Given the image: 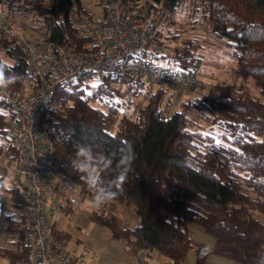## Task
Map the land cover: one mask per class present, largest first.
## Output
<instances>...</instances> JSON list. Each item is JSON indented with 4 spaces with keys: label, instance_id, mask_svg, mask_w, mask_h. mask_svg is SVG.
Returning <instances> with one entry per match:
<instances>
[{
    "label": "trees",
    "instance_id": "1",
    "mask_svg": "<svg viewBox=\"0 0 264 264\" xmlns=\"http://www.w3.org/2000/svg\"><path fill=\"white\" fill-rule=\"evenodd\" d=\"M158 1L125 0L147 6ZM162 1L163 14L149 41L170 50L145 44L141 55L198 70L202 46L185 31L198 29V19L191 17L193 24L186 29H173L185 0ZM191 1L209 22L212 37L231 47L243 81L215 75L212 82L187 88L191 96L179 99L178 109L171 111L173 92L162 86L139 102L141 77L87 70L54 84L41 119L52 135L58 173L83 198L96 200L92 220L107 227L112 238H123L127 253L144 257V264L155 254L164 256L158 264H179L191 248V264H206L209 253L258 264L264 255V220L254 215L264 216V0ZM86 5V0H0L7 22L20 33L92 52L100 47L97 38L79 34L81 16L93 13ZM171 41L176 43L170 46ZM0 60L9 87L24 89L31 83L26 55L14 41L0 39ZM189 109L198 120L188 115ZM9 111L0 99V189H7L8 163L17 154L5 129ZM58 195L57 210L71 209V201L62 202L65 195ZM122 206L138 216L136 226L124 224ZM0 216L6 243L14 246L0 247V255L10 264L22 263L27 250L23 218L3 206ZM191 224L211 235L213 244L194 239ZM55 234L66 242L63 232Z\"/></svg>",
    "mask_w": 264,
    "mask_h": 264
},
{
    "label": "built area",
    "instance_id": "2",
    "mask_svg": "<svg viewBox=\"0 0 264 264\" xmlns=\"http://www.w3.org/2000/svg\"><path fill=\"white\" fill-rule=\"evenodd\" d=\"M100 1L102 11L98 15H83L78 21L79 34L97 38L100 47L92 52H79L68 45L20 33L0 10V39L14 41L26 55L32 80L24 89L11 88L4 79L0 83V99L10 106L5 129L17 148L15 159L8 164L27 246L25 261L16 264H80L85 260L83 253L56 236L51 217L57 211L58 192L76 191L56 169L52 135L41 119L54 84L87 70L129 74L143 79L141 94L146 98L161 85L185 90L198 83V70L159 65L141 55L145 44L165 50L163 45L149 41L155 22L163 14L162 0L152 6L125 0ZM177 95L174 99L179 98ZM136 260L144 264V257Z\"/></svg>",
    "mask_w": 264,
    "mask_h": 264
},
{
    "label": "crops",
    "instance_id": "3",
    "mask_svg": "<svg viewBox=\"0 0 264 264\" xmlns=\"http://www.w3.org/2000/svg\"><path fill=\"white\" fill-rule=\"evenodd\" d=\"M153 58L158 60L163 57H151L152 60ZM206 63L207 62L202 59V62L198 67L199 73L201 71V67L206 66ZM218 71L221 70H215V68H211V71L207 72L206 75L202 77V79L207 81H203L200 79V83L208 82V80H210L211 78L213 79L215 75H219ZM60 193H63L66 197L62 199V202H65L66 199H69L71 201V209H58L57 211L53 212L51 214L52 221L54 223L55 230L64 233L67 245L77 252H81L85 255V260L80 264H137L136 258L126 252L125 240L123 238H112L107 227L92 220L90 216L91 213L99 208L98 203L95 199L83 198L81 194L77 195L76 198L71 199L68 194L69 192L60 191ZM16 199L17 194L15 198L8 197V195L3 194L2 189H0V206H3L5 211H15L18 213L19 204L16 202ZM59 200H61V198L57 197V202H59ZM120 211L122 212L124 218V224L129 225L130 227H134L138 224V216L131 208L122 206L120 207ZM190 229L191 235L192 233L194 234L193 230L198 232L197 237L195 238H197L199 241L205 242L210 245L213 244L214 238L211 235L207 234L203 229L197 228L193 226V224L190 225ZM0 247L14 248L13 245L6 243L4 220L1 216ZM3 257L4 256L0 255V264L5 263ZM151 257V264H158V262L161 261L160 256L157 254ZM194 260L195 252L190 248L187 250L184 264H191L194 262ZM205 263L239 264L228 258L213 253H209L207 255ZM146 264L149 263L146 262Z\"/></svg>",
    "mask_w": 264,
    "mask_h": 264
},
{
    "label": "rangeland",
    "instance_id": "4",
    "mask_svg": "<svg viewBox=\"0 0 264 264\" xmlns=\"http://www.w3.org/2000/svg\"><path fill=\"white\" fill-rule=\"evenodd\" d=\"M86 3H87L86 6H88L90 9H92V11H93L92 15L93 16L98 15L101 12L102 3L100 0H86ZM194 3H195V1L194 2H192V1L190 2V0L184 1L183 7L178 11L177 14L174 15L176 25L174 24V26H171V27H173V29L175 27H179L182 29L185 27V29H186L188 27V24L193 22V21H191V17H193L192 20H194V17L197 18L198 19V20L196 19L197 23H200L199 28L196 30L191 29V28L190 29L187 28V30H185L188 33H194V35H196V37L199 39V42L202 46L199 49V54L202 57V59L205 62H207L206 66L201 67L200 73L197 72L198 83H200V79L203 81H207V80L202 79V77L205 76L207 72H210L211 68H215V70H221V71H218V74L220 77L227 74V76H228L227 80L228 81H236V82L243 81L242 74L234 69L235 63H234V57L232 55L231 47L229 45L225 44L223 38H219V37L213 38L212 37V35L208 31L209 22L203 18L202 14H201V9H199V10L194 9V7L196 6V4L194 6ZM25 21L28 22L29 20L27 19ZM17 28L20 30L23 29L29 35L35 33V32H31L30 29L27 27L25 28L23 26L22 27L18 26ZM34 35H36V34H34ZM175 43L176 42L171 41L168 44L170 46H172ZM161 45L164 46L165 52H168L170 50V48L167 47V44H161ZM152 61L154 63L159 64V65H168L166 58H161L158 60L153 58ZM171 66L176 67L175 64H171ZM212 81H214L212 78L210 80H208V82H212ZM246 83L254 90V85L252 83L251 77H248V79H246ZM161 86L164 87V89L166 90L167 93H169L170 91L173 92L172 93L173 101H172L171 111L178 109V106H179L178 100L185 97V95L188 94V91L186 89L185 90L172 89L166 85H161ZM177 93H178L177 96H179V98L174 99V96ZM254 93H256V92L254 91ZM190 94H192V93L190 92ZM189 96H191V95H189ZM144 100H145V98L142 96L139 98V102H142ZM187 113L190 117L194 118L195 120L197 119V117H196L197 115H196L195 110L189 109ZM4 186L7 187V189H2V193L7 194L8 197H14L15 198L16 193L11 191L12 189L15 188L14 183H12V181H11V176L7 177L4 180ZM68 194H69V197H71V199L76 198V196L79 195V191H75V192L72 191V192H69ZM254 215L256 217H260L261 220H264V216L260 215L258 212L254 211ZM193 226L202 229L199 225L193 224ZM193 231H194V234L192 233V235L194 237L193 236L192 237L194 239L198 240L197 238H195V237H197L198 232L195 230H193ZM195 232H196V234H195ZM159 256L161 259H164L163 255H159ZM3 258H4V262H5L4 264L10 263L9 259H6L5 257H3ZM146 259H147V262L149 264H151L150 262L152 261V257L149 256Z\"/></svg>",
    "mask_w": 264,
    "mask_h": 264
},
{
    "label": "clouds",
    "instance_id": "5",
    "mask_svg": "<svg viewBox=\"0 0 264 264\" xmlns=\"http://www.w3.org/2000/svg\"><path fill=\"white\" fill-rule=\"evenodd\" d=\"M14 67V65H11ZM3 82V61L0 60V83ZM82 154V153H81ZM120 182H123V177L119 178ZM98 199V198H97ZM258 264H264V255L260 257Z\"/></svg>",
    "mask_w": 264,
    "mask_h": 264
}]
</instances>
